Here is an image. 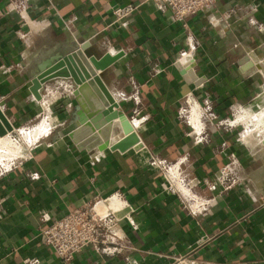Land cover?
Returning a JSON list of instances; mask_svg holds the SVG:
<instances>
[{
  "label": "crops",
  "instance_id": "1",
  "mask_svg": "<svg viewBox=\"0 0 264 264\" xmlns=\"http://www.w3.org/2000/svg\"><path fill=\"white\" fill-rule=\"evenodd\" d=\"M12 2L0 0V108L10 122L29 121L56 88L57 79L45 84L42 100L31 91L40 54L90 42L99 57L124 52L103 79L129 118L133 97H139L144 122L138 132L145 147L80 151L68 137L78 126L72 121L60 137L37 143L0 176V264H264V143L256 151L245 141L246 130L216 120L206 141L196 144L192 126L180 115L189 96L220 119L244 114L243 107L260 110L254 103L264 92V31L258 29L264 0H220L215 12L187 17L189 30L148 0H31L25 18L10 10ZM127 5L137 9L125 24L116 22L112 9ZM191 69L199 85L185 79ZM68 103L75 112L77 102ZM153 158L180 162L184 175L209 186L235 159L233 179L239 182L227 191L213 189L215 204L193 216L165 189ZM117 192L135 209L132 223L122 222V252L90 246L64 263L45 244L43 230L54 219ZM200 192L212 195L206 186Z\"/></svg>",
  "mask_w": 264,
  "mask_h": 264
},
{
  "label": "built area",
  "instance_id": "2",
  "mask_svg": "<svg viewBox=\"0 0 264 264\" xmlns=\"http://www.w3.org/2000/svg\"><path fill=\"white\" fill-rule=\"evenodd\" d=\"M148 1L152 2L159 12H167L170 16L169 19L173 23H180L186 30H189L186 23L187 17L199 13L215 12L220 0ZM30 2L31 0H13L10 10L19 11L21 16L25 18L23 12H25ZM136 9L137 7L133 5L116 6L112 9V14L116 17V22L122 23L124 19L131 17ZM219 23H217V19L212 21L214 26H217ZM122 24H125V22ZM258 29L261 32L264 31V25L260 24ZM56 81L58 82L53 93L57 94L59 90L63 89L66 94L73 95L76 85L72 80L57 79ZM43 96L44 94H42ZM133 101L134 117L130 118V120L138 132V126L144 122V119L139 118V105L141 104L139 97H133ZM186 104V108L180 110V115L192 126V133L194 134L196 144H202L206 141L208 127L213 125L216 120L220 126L236 125L234 123L235 119H220L218 114L213 112L209 105H201L193 96H189L186 99ZM68 107L71 108L72 104H69ZM194 109L198 112L199 121L195 120ZM91 160L96 161V158ZM151 164L152 166L161 168L164 173L165 189L177 194L184 207L193 216L204 215L215 204L217 197L213 193V189L216 190L220 186L223 187V191H227L239 182V179H233L237 167L235 159H232L221 171L217 181L212 186H209L210 184L207 180L189 178L184 175L181 171L180 162L171 164L166 160L153 158ZM16 165L15 163L14 166ZM10 169L12 168L0 172V176ZM204 186L209 188L212 195H203L200 192ZM219 195H221V192ZM133 213H135V209L121 192H117L106 198L95 197L89 199L64 216L54 219L52 224L43 230L45 244L52 247L64 263H71L77 254L90 246L97 251L109 254L120 253L127 248L124 245L126 235L122 222L126 220L132 223L131 215ZM180 263H186V261L180 259L176 264ZM25 264H32L31 259H26Z\"/></svg>",
  "mask_w": 264,
  "mask_h": 264
},
{
  "label": "water",
  "instance_id": "3",
  "mask_svg": "<svg viewBox=\"0 0 264 264\" xmlns=\"http://www.w3.org/2000/svg\"><path fill=\"white\" fill-rule=\"evenodd\" d=\"M91 43L85 42L69 51L47 50L36 60L31 91L37 100H42L45 84L56 79H70L76 85L74 97L77 102L74 122L78 126L68 137L80 151L126 153L145 147L129 116L122 110L103 79V73L124 56V52L99 57L90 51ZM187 58L186 61H189ZM181 68L180 63L177 65ZM188 82L199 85L202 80L194 70L184 72ZM14 130L13 124L0 108V138ZM186 264V263H180Z\"/></svg>",
  "mask_w": 264,
  "mask_h": 264
},
{
  "label": "rangeland",
  "instance_id": "4",
  "mask_svg": "<svg viewBox=\"0 0 264 264\" xmlns=\"http://www.w3.org/2000/svg\"><path fill=\"white\" fill-rule=\"evenodd\" d=\"M105 83H106V81H105ZM49 85L51 86L52 84L49 83ZM47 93H49V95H47V99L45 100V102L43 104H41V107L38 108L39 111H37V113L35 114L34 117H32L29 121L25 122L24 124H15V125L13 124L14 130L8 137L12 140L14 145H13V147H11V146H9V147H11V150L13 152H16L19 155V158H16L12 162L7 163L9 161L8 158L11 157L10 152H9L10 150H8L7 146L5 147L4 145L0 144V153H1L0 154V172H2L5 169H8V168H13L15 163L17 164L21 159L26 157V155H28L26 153L31 152V150L34 148V146H36L37 143H39L41 140H44V139L46 140L49 138H52V139L56 138L57 136H59V133H63L64 130H66L67 127L70 126L69 124L71 121H72L71 123H74V113L75 112H73L74 110H71L73 108L68 107L69 104H72V103H68L69 99H70V101H76V100H74L75 99L74 94L68 95V94H66V92H64L63 89L59 90L57 92V94H55L53 92L52 93L47 92ZM254 101L255 100H253V102ZM58 107H59V109H58ZM257 113H259V112L257 111ZM238 115H239V112L235 113V117L233 118V120L237 119ZM46 118L52 119L54 121V123H53L54 127L51 130V133L48 136L39 140L34 146L28 145L29 143H27L28 140L25 138L24 133H28V132L32 131V129L36 125H38L42 120H44ZM66 119H67V122H65ZM249 122L250 123L248 125H245L246 129L244 126H242L241 124H238V123L236 124V126L240 129L241 133H243L245 130H246V133H249V131H251L252 129L255 128L256 121H255V123L252 122V120ZM260 134H262V135H260ZM263 138H264V132L257 133L255 138L252 137V142H253L252 145H253L254 149H256V151H259V149L263 148V146L260 142L261 140H263ZM254 141L257 143H255ZM7 156H10V157H7Z\"/></svg>",
  "mask_w": 264,
  "mask_h": 264
},
{
  "label": "bare ground",
  "instance_id": "5",
  "mask_svg": "<svg viewBox=\"0 0 264 264\" xmlns=\"http://www.w3.org/2000/svg\"><path fill=\"white\" fill-rule=\"evenodd\" d=\"M263 92V91H262ZM254 106H257L260 108V111L254 112V110L252 109V107H248L247 109H244L245 107H243V112L244 114L242 115H238V122H242L245 125H248L252 120V122L255 123V128L252 129L251 131H249V133H246L245 135V141L247 143H251L252 142V137L255 138L257 133H261L264 132V92L261 96H259V98L256 100V102L254 103ZM258 109V108H257ZM241 112V113H243ZM196 113V111L194 112ZM254 118V119H253ZM236 120V119H235ZM255 120V121H254ZM53 123L54 121L52 119H44L42 120L38 125H36L32 131L28 132V133H24L25 138L28 140L27 143H29L28 145H35L39 140H41L42 138L46 137L49 135V133L51 132V130L53 129ZM248 132V131H247ZM262 135V134H260ZM9 136V135H8ZM3 137L0 138V144L4 145L5 147L7 146L8 150H10V157L8 158L9 161L7 163L12 162L13 160H15L16 158H19V155L16 152H13L11 150V147H13V142L12 140L8 137ZM258 137V136H257ZM256 137V138H257ZM24 138V137H23ZM259 139V138H258ZM256 141V140H255ZM254 141V142H255ZM261 143H264V138L263 140L260 141ZM257 143V142H255ZM253 144V142L251 143ZM3 146V147H4ZM11 146V147H9ZM253 146V145H252ZM10 148V149H9ZM28 149V148H27ZM30 149V148H29ZM2 151V150H1ZM30 151V150H29ZM1 154V153H0ZM8 154V153H7ZM28 154V153H26ZM9 155V154H8ZM23 155V154H22ZM5 156V155H4ZM27 156V155H26ZM6 158V157H5ZM21 159V158H20ZM7 161V160H6ZM10 165V164H9ZM10 167V166H9ZM259 189V188H258Z\"/></svg>",
  "mask_w": 264,
  "mask_h": 264
}]
</instances>
